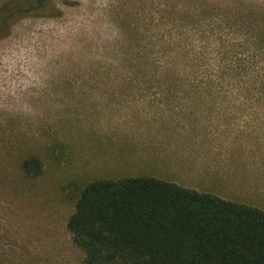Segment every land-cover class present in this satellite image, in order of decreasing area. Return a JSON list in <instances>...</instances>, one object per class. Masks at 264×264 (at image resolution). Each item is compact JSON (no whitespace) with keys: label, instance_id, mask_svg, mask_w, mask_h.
<instances>
[{"label":"rangeland","instance_id":"1","mask_svg":"<svg viewBox=\"0 0 264 264\" xmlns=\"http://www.w3.org/2000/svg\"><path fill=\"white\" fill-rule=\"evenodd\" d=\"M49 6L0 40V264H82L68 222L98 180L198 169L264 211V0Z\"/></svg>","mask_w":264,"mask_h":264},{"label":"trees","instance_id":"2","mask_svg":"<svg viewBox=\"0 0 264 264\" xmlns=\"http://www.w3.org/2000/svg\"><path fill=\"white\" fill-rule=\"evenodd\" d=\"M50 2L0 3V40L16 21L55 13ZM23 170L40 176L43 165L33 158ZM68 230L86 255L82 264H264L263 210L156 178L90 183Z\"/></svg>","mask_w":264,"mask_h":264},{"label":"crops","instance_id":"3","mask_svg":"<svg viewBox=\"0 0 264 264\" xmlns=\"http://www.w3.org/2000/svg\"><path fill=\"white\" fill-rule=\"evenodd\" d=\"M181 173H186V174H181ZM181 173H180L179 177L181 179H183V180L180 181V182H178V181L177 182L176 181L175 182H172V184H176V185H178L180 187H183V188H186V189L195 190V189L188 188V187H193L194 186L192 184V182L191 181H188V180H191V177L194 176V175L196 177H198V174L199 173H202L201 170H198V169H186V170L181 171ZM199 177L203 178L204 176L200 174ZM159 178H160V176L156 177V179H159ZM168 183H171V182H168ZM195 191H197V190H195ZM198 192H201V191H198ZM201 193L211 194L209 192H201ZM211 195H214V194H211ZM221 199H223V198H221ZM223 200L229 201V202H235V201L229 200V199H223Z\"/></svg>","mask_w":264,"mask_h":264}]
</instances>
